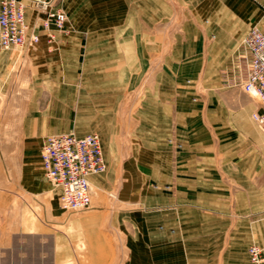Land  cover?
Returning <instances> with one entry per match:
<instances>
[{
  "label": "crops",
  "instance_id": "crops-1",
  "mask_svg": "<svg viewBox=\"0 0 264 264\" xmlns=\"http://www.w3.org/2000/svg\"><path fill=\"white\" fill-rule=\"evenodd\" d=\"M27 4L31 26L35 11ZM56 4L68 17L66 31L57 33L52 43L45 31L36 29L40 40L38 51L31 54L36 97L32 103H27L25 89L21 96L18 92L16 103L6 99L8 70L0 65V226L6 219L1 212H11V206L4 208L7 201L1 194L10 186V173L23 195L12 208L14 231L4 234L0 227L1 244H10L15 235H49L55 257L60 258L69 257L65 248L70 242L82 240L90 264H107L110 250L104 237L120 232L130 236L126 242L131 247L129 259L119 264H170V253L186 246L178 237L170 239L169 228L178 224L186 236L189 216L201 225L208 223L190 233L199 237L197 250H222L225 264H251L247 255L251 243L243 250L233 245L238 234H250L243 231L244 220L254 215L264 219V134L250 117L257 103L237 84L233 78L237 71L231 69L236 67L239 38L254 26L264 34V0H57ZM175 12L178 30L171 33L170 16ZM48 43L57 49L48 50ZM128 101L130 107L136 106L135 117L121 122L129 124L128 130L124 126L115 132L116 109ZM70 131L99 133L108 174L91 176L92 183L104 187L112 172L121 173L115 179L125 189L110 212L119 226L114 231L98 233L96 222L104 220L106 210L102 204L69 219L62 236L43 234L36 231L40 228L35 222L26 221L25 194L39 195L43 190L41 178L32 176L27 182V140ZM123 139L129 140L126 154H135L136 161L120 163L117 151L106 149L111 141L117 150V140ZM133 141L138 142L135 148ZM41 145L36 156L42 170ZM125 169L134 175L123 178ZM145 176L142 195L137 192L143 186L139 178ZM140 205L150 210L146 216ZM139 216L147 217L151 225L147 236L152 239L143 261L137 259L138 246L132 245ZM159 224L164 231L155 227ZM240 240L244 245L248 238ZM74 251L71 248L72 255Z\"/></svg>",
  "mask_w": 264,
  "mask_h": 264
},
{
  "label": "rangeland",
  "instance_id": "rangeland-1",
  "mask_svg": "<svg viewBox=\"0 0 264 264\" xmlns=\"http://www.w3.org/2000/svg\"><path fill=\"white\" fill-rule=\"evenodd\" d=\"M68 21V17H67ZM179 22L178 14L171 13L170 16V31L171 33H174L178 30L176 25ZM256 27V26H254ZM259 28V27H257ZM65 30L62 31L64 33ZM61 33V32H56ZM246 34V33H245ZM244 34V35H245ZM243 35V36H244ZM240 37L237 41V44L234 49V53L237 54L238 47L241 42ZM53 43V42H52ZM56 44H50L48 43V50L54 51L57 49ZM39 44H35L34 46L30 47H23L20 50L10 49V50H4L0 47V65L5 67L8 70V78H9V87H8V94L5 95L6 99H8L11 104L12 101L14 103L17 102L18 99V92H21L23 89H25L26 94V101L27 103H32L35 97L34 92V76H35V69L33 67L34 61L32 60L31 54L34 51H38ZM2 58V59H1ZM251 98V97H250ZM253 99L257 105L259 106V103L256 99ZM136 105V104H135ZM13 110V108L10 107V111ZM136 110V106L130 107L129 101L126 103L125 107H122L121 109H116L115 119L117 120V123L113 126H116V131H121V128L123 129L124 126L128 130L129 124H122L121 122L129 121L130 118H134V113ZM256 110L253 109L252 112ZM251 112V113H252ZM250 113V117H251ZM121 120V121H120ZM252 120V119H251ZM11 125V130H12ZM114 128V127H113ZM93 133H98V131H94ZM52 134V133H51ZM44 139V138H43ZM42 138L37 140H27L26 149H27V182L29 178L32 176H37L36 178H41L42 182V193L39 195H30L25 194V209H26V221L28 222H35L36 227L40 228L39 231L41 233H55L60 236L66 235V228L68 220L72 217H77L82 214L90 213V211L93 210L94 206H99L102 204L103 207L106 208V210L102 211L104 214V220L100 222L98 219L97 228L100 230L98 233L102 235L103 230H115L114 226L118 229L119 226L116 225V215L115 213L111 215V209L114 207V201L116 200V197L121 195V191L125 189V187H121V183L119 180L115 179L119 177V174L121 173H113L112 172V178H110V183H108L104 187H99L95 183L91 184V208L84 210V211H67L60 207V190L57 187H54L44 176L42 173V170L39 166L38 159L36 156L37 150L40 146V143L43 142ZM169 142L174 146V141L172 138L169 139ZM112 143L111 141L106 144V149L110 153H115L117 151V158L120 163L123 161H127L130 159H134L136 161L137 157H134L135 154L131 155V153L126 154V150H128L129 140L123 139L117 140V150L113 148V145H109ZM136 144L138 145L137 141L131 142L132 147H136ZM176 145V144H175ZM110 148V151H109ZM29 153H32L31 155ZM35 154V155H34ZM115 155H111V158H115ZM106 171V172H105ZM102 175L108 174L107 173V165ZM41 174V175H39ZM146 175L147 173H143V175ZM124 175H134V173L130 172L128 169H125L122 171V176L124 178ZM40 176V177H38ZM14 176L12 173H10V186L5 192L1 193L7 201L5 203L4 208H8V206H11V212L3 211L1 212L2 218H6L3 222L1 227L2 233H9L11 234L14 231L13 228V221H14V214L12 212V208H17L18 203L21 200V196H23L15 187V183L13 180ZM91 178V177H90ZM142 180L143 186H140L138 188L139 194H146V188L144 187L146 183V176L143 178H139ZM139 181V180H138ZM57 191V192H56ZM100 202V203H98ZM138 208L145 214V212L150 211L146 206L140 205ZM144 216V215H143ZM146 216V214H145ZM8 218V219H7ZM109 219L111 220L109 224ZM186 224H185V230L187 235L184 236L182 233V229L184 227H181L180 225H176V227H170L169 232L173 235L171 236L176 239L178 237L180 243L182 245H185L186 248L184 251L181 252H174L170 253V264H225V253L224 251H218V252H204L197 250L195 247L196 243H199V237H195V235L190 234L193 232V229L199 226H207V221H203V225H201L198 222H196L193 219H190L189 216H187ZM7 220V221H6ZM147 217H138V233L137 236L133 237L132 245L136 244L138 246V257L137 259L140 261H143L146 259V244L151 243V236H147V229H151V225L148 223ZM237 222V221H235ZM234 222V223H235ZM244 224L243 231H249V235L245 233H240L238 236L235 237L233 247H237L241 250L247 248V246L250 243H264V219H258L257 215H254L251 217V219L244 220L242 222ZM156 228H158V231H164L165 227L163 225H155ZM246 227V228H245ZM247 229V230H246ZM119 232V231H118ZM120 233V232H119ZM118 235H111L109 236L107 233L105 235V243L107 244L106 249L110 250V260L107 262V264H119L122 260L129 259V245L131 247V244L127 245L126 239L128 238V241L130 239V236H124L122 234ZM124 233V232H123ZM180 234V235H178ZM100 235V237H102ZM120 235V236H119ZM246 235V236H244ZM70 236V235H69ZM72 236H70V241ZM244 237L248 238L247 241H245L244 245H240L241 238ZM65 237L63 236V239ZM155 238V237H153ZM237 239V240H236ZM10 244L8 245H2L0 242V264H90V261L85 256L86 250H87V244L82 240H73V242H70V246L65 248V250L69 251V257L63 256V257H55L56 249L54 252V246L52 243V236L47 235H33V234H26V235H15L13 239H10ZM1 241V240H0ZM65 242V239H64ZM104 243V244H105ZM221 243V242H220ZM223 243V242H222ZM221 243V244H222ZM226 243V242H225ZM239 244V245H237ZM5 248H2L4 247ZM71 248H73L74 255L71 253ZM199 249V248H198ZM64 250V249H63ZM236 254V253H235Z\"/></svg>",
  "mask_w": 264,
  "mask_h": 264
},
{
  "label": "built area",
  "instance_id": "built-area-1",
  "mask_svg": "<svg viewBox=\"0 0 264 264\" xmlns=\"http://www.w3.org/2000/svg\"><path fill=\"white\" fill-rule=\"evenodd\" d=\"M57 0H0V47L20 50L39 42L37 28L45 31L47 40L54 41L56 32L65 30L67 15ZM27 2L35 11L34 23L26 19ZM237 71L233 78L259 106L251 119L264 134V34L251 27L241 39L236 54ZM232 80V79H231ZM44 177L60 190V207L67 211L91 208L90 177L103 173L106 162L97 133L77 135L74 131L47 135L39 149ZM251 264H264V245L251 243L247 248Z\"/></svg>",
  "mask_w": 264,
  "mask_h": 264
}]
</instances>
